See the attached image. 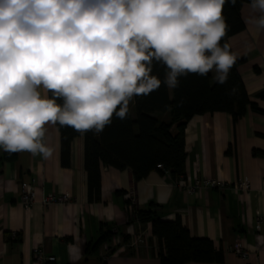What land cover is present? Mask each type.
<instances>
[{
  "label": "crops",
  "instance_id": "crops-1",
  "mask_svg": "<svg viewBox=\"0 0 264 264\" xmlns=\"http://www.w3.org/2000/svg\"><path fill=\"white\" fill-rule=\"evenodd\" d=\"M249 15L245 4L240 9L244 28L228 44L239 61L237 71L249 100L259 111L248 108L236 123L224 112L188 120L184 125V180L188 185L202 178L232 185L247 178L251 190L200 188L188 194L168 171L154 169L136 181L128 168L101 165L99 199L94 200V194L90 199L83 137L71 141L69 166L64 167L60 135L56 126L48 125L45 143L54 149L51 158L0 150V264H32L39 246L49 258L44 264H98L101 253L107 255L105 264H160L150 223L138 226L130 219L129 192L134 193L139 211L155 205L162 220L178 216L191 237L211 240L223 253L224 264H264V230L255 229V217L264 213V32L245 23ZM209 74L210 85H214L215 73ZM167 114L156 117L160 120ZM178 125L171 126V134L178 132ZM21 183L35 188L37 202L29 210L20 204ZM53 193H68L71 200L43 207L41 196ZM112 227L120 233L118 243L109 240L97 246ZM139 229L144 232V242L133 247ZM236 242L248 252L246 259L231 251Z\"/></svg>",
  "mask_w": 264,
  "mask_h": 264
},
{
  "label": "clouds",
  "instance_id": "clouds-1",
  "mask_svg": "<svg viewBox=\"0 0 264 264\" xmlns=\"http://www.w3.org/2000/svg\"><path fill=\"white\" fill-rule=\"evenodd\" d=\"M225 3L0 0V150L49 159L48 125L99 134L162 83L175 89L181 76L210 72L227 83L237 56L221 43ZM247 7L245 23L264 32V0ZM154 62L166 68L163 81Z\"/></svg>",
  "mask_w": 264,
  "mask_h": 264
},
{
  "label": "trees",
  "instance_id": "trees-1",
  "mask_svg": "<svg viewBox=\"0 0 264 264\" xmlns=\"http://www.w3.org/2000/svg\"><path fill=\"white\" fill-rule=\"evenodd\" d=\"M245 4L248 0H236L234 6L226 0L222 15L229 30L222 44L228 43L231 36L244 28L240 9ZM238 64L239 61L231 68L227 83L223 85H210V74L181 76L175 89H169L162 83L150 95L135 97L133 104L130 102L127 119L120 120L114 116L112 123L99 134L94 131L81 134L72 128L55 125L60 135L61 165L69 166L70 143L82 136L87 188L89 198L93 199L94 194V200L99 199L101 165L118 170L128 168L136 181L146 177L157 165H162L176 179L184 177V125L188 120L195 115L224 112L236 123L248 108L259 111L249 100L237 71ZM165 72L163 64L153 63L152 74L162 81ZM161 113H169L168 122L157 119L156 114ZM174 123H179L175 135L170 132ZM156 210L157 206L152 205L148 210L138 211V218L141 223H150L151 233L158 241L160 264H224L223 253L214 248L211 240L191 237L180 217L162 220ZM112 236L110 231L107 232L97 246L111 240Z\"/></svg>",
  "mask_w": 264,
  "mask_h": 264
},
{
  "label": "built area",
  "instance_id": "built-area-1",
  "mask_svg": "<svg viewBox=\"0 0 264 264\" xmlns=\"http://www.w3.org/2000/svg\"><path fill=\"white\" fill-rule=\"evenodd\" d=\"M156 169L167 172L162 165H157ZM177 185L181 187L188 194L195 193L200 188L216 189L219 192H224L229 188H232L234 191L240 193H246L251 190L250 182L247 178L239 179L237 182H235L232 185L222 182L220 180L202 178V179H196L192 185L190 184L188 185L185 182L184 177H179L177 179ZM70 200L71 197L68 193H63V194L53 193V194L41 196L39 203L43 207H49L58 204H65L70 202ZM36 202H37V198H36V192L34 186L30 183H21L20 204L22 205V207L26 210H29ZM138 211L139 210L135 195L133 192H129L128 214L130 216L131 221H133V223H136L139 226L140 221L138 218ZM255 229L257 232L264 230V213L259 214L255 217ZM111 233L113 234V236L110 241L114 245H116L118 243V238H121L120 233L118 229L115 227L111 228ZM13 237H16V235L13 234ZM143 242H144V232L139 229L138 232L134 235L131 245L133 247H137L139 244H142ZM231 251L242 259L247 258L248 252L243 249L242 245L239 242H236L232 246ZM48 260L49 258L45 255L42 246H39L33 252L32 264H44ZM106 261H107V255L105 253H101L98 259V264H105Z\"/></svg>",
  "mask_w": 264,
  "mask_h": 264
},
{
  "label": "rangeland",
  "instance_id": "rangeland-1",
  "mask_svg": "<svg viewBox=\"0 0 264 264\" xmlns=\"http://www.w3.org/2000/svg\"><path fill=\"white\" fill-rule=\"evenodd\" d=\"M162 115H164V114H162ZM159 119H160L159 121H161V122H168L169 121V115L167 114L165 117L159 118Z\"/></svg>",
  "mask_w": 264,
  "mask_h": 264
}]
</instances>
